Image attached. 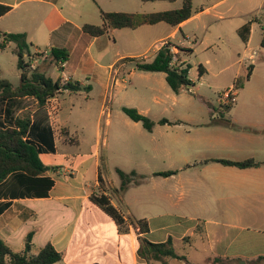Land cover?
I'll list each match as a JSON object with an SVG mask.
<instances>
[{
    "label": "crops",
    "instance_id": "crops-1",
    "mask_svg": "<svg viewBox=\"0 0 264 264\" xmlns=\"http://www.w3.org/2000/svg\"><path fill=\"white\" fill-rule=\"evenodd\" d=\"M230 1L215 0L179 26L163 22L120 29L132 33L120 38L118 32L122 31L112 28L102 36H92L83 29L86 25L104 26L102 11L113 12L108 10V0H0V4L11 8L0 17V44L4 34H25L34 68L54 81L62 83L67 77L69 83H79L83 88L75 94L63 91L44 108H39L33 97L0 98L3 126L13 127L25 116L31 119L27 138L43 145L41 159L50 168L47 175L55 183L47 197L2 200L10 207L0 215V237L14 252H23L32 234L31 254L52 244L63 255L56 264H194L189 254L194 249L210 252L206 264H264V138L257 130L264 131V118L248 115L250 105L237 100L230 111L222 107L224 119L199 125L183 113L178 97L183 91L176 94L165 73L143 72L141 79L153 95V104L147 101V95L140 98L135 88V102L128 108L137 109L157 123L153 132L144 128L152 136L149 149L125 167L113 162L111 156L116 149L102 145L104 118L108 130L117 131L111 114L104 115V107L115 102L121 73L136 61L152 62L166 44L172 46L177 65L185 67L182 53H192L186 43L191 44V39L195 40L192 44L199 43L196 33L187 29L191 24L197 22L199 28L200 22L209 18L228 20L233 27L241 45L232 53L237 70L230 86L241 81L245 68L251 65L255 70L264 49V0ZM246 25L249 30L244 33L248 39L245 42L239 31ZM52 48L65 49L70 54L62 70L50 60L34 59L39 52ZM202 70L200 77L204 79L208 70ZM136 72L140 71L135 68L129 77L135 78ZM87 87L91 91L84 101L77 96ZM96 101L101 111L95 120L90 104ZM154 110L159 112L156 118L152 116ZM162 119L170 123L159 124ZM189 124L196 128L194 135L186 129ZM126 125L132 126L127 119ZM86 133L97 135L93 145ZM129 134L121 132L123 136ZM119 154L133 159L135 149ZM162 158L180 160L186 166L170 177L157 176L159 172L152 170L151 164ZM249 159L263 165L240 169L212 161ZM117 169L137 173L124 192H120L122 180ZM138 177L142 178L139 182ZM158 177L171 183L169 190L162 192L161 187L154 186L151 195L142 191L143 183ZM93 196H105L125 224H116L91 201ZM141 220L148 222L146 233L137 224ZM171 240L174 250L177 246L184 250L175 252L185 259H153L148 243L165 244Z\"/></svg>",
    "mask_w": 264,
    "mask_h": 264
},
{
    "label": "trees",
    "instance_id": "trees-1",
    "mask_svg": "<svg viewBox=\"0 0 264 264\" xmlns=\"http://www.w3.org/2000/svg\"><path fill=\"white\" fill-rule=\"evenodd\" d=\"M176 2L177 0H142L144 3L149 2ZM11 10L10 7L0 4V17L4 16ZM200 11L195 10L192 0H186L182 8L157 12L151 14H133L125 12L102 11L103 27L86 25L83 29L92 36H102L109 32V29H137L144 25H155L167 23L172 26H179ZM249 30V26H244L239 32L243 41H247L244 35ZM3 42L0 49H4L8 44L16 45V55L18 57V68L21 71V84L15 87L10 81L0 80V98H25L33 97L38 101V107L44 108L48 102L59 96L63 91H70L75 94L83 90L79 83H68L63 86L60 81H54L39 68H34L27 58H33L31 45L25 34H4ZM264 48V36L261 43ZM170 44L164 45L156 54L152 62L136 61V70L140 72L165 73L169 87L176 93L180 94L184 89L193 87L190 79L191 67H177L172 65L175 54L172 52ZM70 54L65 49L52 48L51 55L48 58L56 68L62 70L63 65L69 60ZM200 76L204 72L202 67L199 68ZM248 79L251 78L254 67L248 68ZM238 88H241L238 84ZM90 92L91 87L85 88ZM232 107H226L228 111ZM123 112L134 122L142 123L148 132H153L157 123L147 116L142 115L135 108L124 107ZM170 123L167 119H162L159 124L165 125ZM31 128V119L28 116L19 118L13 127H5L0 123V215L5 212L10 203L2 202L3 199L26 198V197H47L54 187L55 183L48 172L47 167L41 159V153L45 150L43 145L29 140L28 134ZM224 165L234 166L240 169L256 168L263 163L254 159L242 162H232L228 160H212ZM122 185L120 192L126 191L137 173L126 174L117 169ZM177 174L174 171L161 172L157 176L170 177ZM91 201L108 214L118 225H124V219L120 213L110 204L105 196H93ZM131 223L136 225L134 221ZM141 232H148V222L146 220L138 221ZM201 229L199 228V231ZM32 237H27V243L23 252H14L0 237V264H56L63 259V255L56 250L52 244L46 245L38 254L32 255ZM151 255L155 260L164 258L185 259L180 257L172 247V240L165 244L148 243Z\"/></svg>",
    "mask_w": 264,
    "mask_h": 264
},
{
    "label": "rangeland",
    "instance_id": "rangeland-1",
    "mask_svg": "<svg viewBox=\"0 0 264 264\" xmlns=\"http://www.w3.org/2000/svg\"><path fill=\"white\" fill-rule=\"evenodd\" d=\"M185 1L186 0L144 3L142 0H108V10L133 14H150L180 9L183 7ZM192 1L195 10H201L202 7L210 5L215 0ZM124 2L127 4L124 5ZM230 3L234 4L235 0H231ZM206 20L208 21L200 22L199 28H197V22L191 24L187 28L190 32L196 33L199 43L192 44L195 42L194 39L190 40L191 44H188V42L186 43V47L191 48L192 53L183 52L182 56L186 58V64L191 67L190 78L193 81V87L184 89L183 92L178 95L180 106L184 108L183 113L195 119L199 125L204 124L205 122H210L212 119H224L220 100L223 97L227 86H230V84L233 83L237 67L234 66L235 59L232 53H234L237 46L241 45L237 35L233 34V27L230 26L228 20L225 22L212 21L209 18ZM120 31H122L118 32L120 38H123L125 35H132L130 30ZM233 38H235V41ZM15 49V44H13L11 48H7L0 52V80L6 79L13 84L19 85L21 83V71L18 68V57ZM261 51L262 54L259 58V64L252 73L251 79H248L249 70L247 67L242 71V82L240 80L238 82L242 89L238 91L239 96L237 99L240 100V102L242 101L243 103L250 105L248 115L254 119L264 118V49ZM26 60L30 62L29 58ZM201 66L208 70L204 79L200 77L199 68ZM135 68V63L128 64L127 68L121 73L119 79L122 83L119 88H116L115 94L117 96L115 102L109 104L104 111V115L106 116L111 114V119L114 125L118 126L117 131H115V129L108 130V127L105 126V118L102 124V145H107L109 148L116 149L117 151H113L111 158L115 164L125 167L131 166L134 162L133 160H137L139 155L140 157L143 156V152L146 151V149H149V145H151L149 139L152 138L142 124L137 125L131 122L122 110L123 107H128L134 104L135 88L139 89L138 96L140 98L141 95L143 97L147 95V101L153 104V95L150 91L145 89V82L141 79V76L145 74L143 72H136L135 78L129 77L130 72L135 70ZM123 80H125L126 83L123 82ZM141 85H143V87ZM89 93L90 92L85 90L84 93L79 94L77 97L84 100ZM90 108L95 116L94 119H98L101 111L100 104L97 101L95 103L92 102ZM210 112L214 114L213 117ZM152 116L154 118L158 117L159 112L154 110ZM126 119L132 126L126 125ZM194 128V125L189 124L186 129L192 130V135H194L196 133V128ZM257 130L258 132H261L259 134L264 138V131L260 129ZM107 131H109V134ZM121 132H128L130 134L128 136H123L121 135ZM86 135L88 140L91 141V145L97 141V135L95 133H86ZM104 139L107 140V143H104ZM170 144L173 148L176 147L174 143L171 142ZM129 149H135V154H133L135 158L126 159L119 154V152L128 151ZM103 156L106 157L107 153L105 152ZM151 165L152 170L159 173L168 171L176 172L180 167L184 168L186 166L185 163H182L180 160L174 162L165 158L155 161ZM136 180L139 182L142 178L138 177ZM144 185L145 188H142V191H146V194L151 195L153 194L154 186L161 187L162 192H164L165 190L170 189L171 183H166L164 178L158 177L156 181H147L142 184V186ZM175 250L179 253L184 251L178 246ZM189 254L194 264H206V260L210 257V252L202 249H194Z\"/></svg>",
    "mask_w": 264,
    "mask_h": 264
},
{
    "label": "built area",
    "instance_id": "built-area-1",
    "mask_svg": "<svg viewBox=\"0 0 264 264\" xmlns=\"http://www.w3.org/2000/svg\"><path fill=\"white\" fill-rule=\"evenodd\" d=\"M173 52V51H172ZM51 55V50H45V51H41L39 52L34 58L35 60H38V61H46L48 60V58L50 57ZM31 64H32V60H30ZM33 64L34 61H33ZM32 64V66H33ZM172 65L174 66H177V67H180L177 65V58H176V55L174 56L173 58V61H172ZM34 67V66H33ZM65 67V65H63L62 69ZM69 83V80L68 78L64 77L63 81H62V85L65 86ZM238 91H239V88H238V84H233L232 86L228 87L226 89V91L224 92V95L223 97L221 98L220 100V105L221 107H232L234 106L236 103H237V98H238ZM107 106L104 107V111L106 109ZM141 230V229H140Z\"/></svg>",
    "mask_w": 264,
    "mask_h": 264
}]
</instances>
